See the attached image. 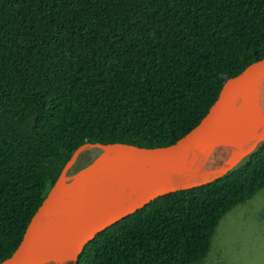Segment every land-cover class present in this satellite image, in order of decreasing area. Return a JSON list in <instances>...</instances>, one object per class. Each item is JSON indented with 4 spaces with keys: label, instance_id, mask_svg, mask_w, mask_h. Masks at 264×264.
<instances>
[{
    "label": "trees",
    "instance_id": "obj_1",
    "mask_svg": "<svg viewBox=\"0 0 264 264\" xmlns=\"http://www.w3.org/2000/svg\"><path fill=\"white\" fill-rule=\"evenodd\" d=\"M263 58L264 0H0V263L77 148L172 145ZM263 188L264 143L103 231L77 264H200Z\"/></svg>",
    "mask_w": 264,
    "mask_h": 264
},
{
    "label": "water",
    "instance_id": "obj_2",
    "mask_svg": "<svg viewBox=\"0 0 264 264\" xmlns=\"http://www.w3.org/2000/svg\"><path fill=\"white\" fill-rule=\"evenodd\" d=\"M263 143L264 58L227 80L199 124L172 145L77 148L19 246L0 264H77L103 231L163 196L222 178ZM94 150L90 163L74 171L81 156Z\"/></svg>",
    "mask_w": 264,
    "mask_h": 264
},
{
    "label": "rangeland",
    "instance_id": "obj_3",
    "mask_svg": "<svg viewBox=\"0 0 264 264\" xmlns=\"http://www.w3.org/2000/svg\"><path fill=\"white\" fill-rule=\"evenodd\" d=\"M88 153L93 159L98 151ZM200 264H264V188L223 218Z\"/></svg>",
    "mask_w": 264,
    "mask_h": 264
}]
</instances>
